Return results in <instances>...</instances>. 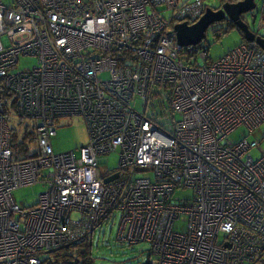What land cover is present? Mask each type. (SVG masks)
I'll use <instances>...</instances> for the list:
<instances>
[{
    "label": "built area",
    "instance_id": "1",
    "mask_svg": "<svg viewBox=\"0 0 264 264\" xmlns=\"http://www.w3.org/2000/svg\"><path fill=\"white\" fill-rule=\"evenodd\" d=\"M210 1L0 0V264H43L117 213L118 240L150 243L144 264L261 258L264 151L254 159L260 143L229 134L264 123V50L242 42L211 59L204 40L180 48L174 26L197 22ZM27 55L37 62L12 70ZM150 101L166 115L148 114ZM14 115L18 139H35L23 157ZM73 117L87 143L55 153L57 122ZM115 150L135 175L104 183ZM39 182L38 202L19 206L13 190ZM178 188L191 196L174 197Z\"/></svg>",
    "mask_w": 264,
    "mask_h": 264
},
{
    "label": "rangeland",
    "instance_id": "2",
    "mask_svg": "<svg viewBox=\"0 0 264 264\" xmlns=\"http://www.w3.org/2000/svg\"><path fill=\"white\" fill-rule=\"evenodd\" d=\"M7 4L11 0H4ZM260 3V0H255ZM212 7L218 6L217 0H212L209 3ZM258 8V7H257ZM257 8L251 12L243 15L244 18H248L252 28V17L256 16L254 23V31L264 36V21L261 22L259 28L257 25L260 23V16ZM253 15V16H252ZM225 21L216 22L209 26L205 32L204 43L209 44L208 56L211 59H216L223 56L228 50L234 48L241 41V33L237 30L235 24L232 28L227 29ZM37 62V58L33 56H20L19 61L14 65L12 70H26L30 69ZM199 62V60H198ZM107 73H102V77H107ZM158 99L154 98L153 102H157ZM144 101L136 99L134 109L140 113H144L143 107ZM168 101H166V106ZM147 111L148 114L160 115L157 108L152 107L151 101L149 103ZM177 116H175L176 118ZM18 117L15 115L9 120V125L20 135L18 130L21 128V124H18ZM166 123V120H163ZM19 131V132H18ZM26 134V133H25ZM26 143L28 147H34L33 135L30 133L26 134ZM249 141H257L260 143V147L253 148L250 153L254 159L258 158L264 151V123L259 125L253 131H249L244 125L237 127L234 131L229 134V139L234 142H239L243 139ZM88 140V133L84 121L79 117H73L71 119H61L57 122L56 135L51 139L52 146L55 153H64L74 151L78 155L79 147L86 144ZM18 149V148H17ZM16 149V150H17ZM26 153L20 151L17 156L23 157ZM104 158H107V163L101 166L102 170L105 171H120V178L130 179L135 175V171L131 168L127 171L121 170L118 167L119 150L111 151L106 153ZM47 190V185L43 182H39L32 185H26L17 187L13 190V198L15 202L21 207H31L38 202L39 195ZM191 191L188 189H177L174 192V197H190ZM78 214L73 213L72 218H77ZM120 215L117 213L115 221L98 227L95 230L96 245L94 246L95 264H144L149 258L150 254V243L139 242L136 244L129 245L127 241L117 239V233L119 228ZM184 226L183 222H179V230ZM254 264H264V253L261 255L259 260H256Z\"/></svg>",
    "mask_w": 264,
    "mask_h": 264
},
{
    "label": "water",
    "instance_id": "3",
    "mask_svg": "<svg viewBox=\"0 0 264 264\" xmlns=\"http://www.w3.org/2000/svg\"><path fill=\"white\" fill-rule=\"evenodd\" d=\"M257 7L255 0H239L236 2H225L220 9L207 8L200 19L192 25L178 23L174 26L177 44L180 48L198 45L205 39V32L210 25L229 19L235 24L237 30L248 42L257 43L264 50V38L256 35L249 25L243 21L242 16L251 12ZM118 172L103 178L104 183H108L118 178Z\"/></svg>",
    "mask_w": 264,
    "mask_h": 264
},
{
    "label": "trees",
    "instance_id": "4",
    "mask_svg": "<svg viewBox=\"0 0 264 264\" xmlns=\"http://www.w3.org/2000/svg\"><path fill=\"white\" fill-rule=\"evenodd\" d=\"M222 3L224 2H236L239 0H221ZM224 1V2H223ZM256 2V1H255ZM257 4V10L259 12L260 16V23L257 25V29L259 28L260 24L262 21H264V0H260V3L256 2ZM212 7V6H211ZM213 8V7H212ZM253 16V15H252ZM256 16H253L252 18V28H251V23H249L248 18H242L244 22H246L249 25V28L256 34L260 35L257 32L254 31V23H255V18ZM226 24L227 29L232 28L231 26H234L232 22H227ZM241 35V41L242 42H247L244 38L243 35ZM264 38L263 35H260ZM239 43V44H240ZM238 45V44H237ZM210 45L207 44V49L209 50ZM185 51V48L183 49ZM160 115H155L157 118H161L164 113H161ZM166 115V114H164ZM29 133V132H27ZM31 136L33 135L30 133ZM27 135H23L22 138L18 139V135L16 132L12 135V146L13 148L17 151H23L26 153L28 150V144L26 143V137ZM32 140L34 139V136L32 137ZM34 142V141H33ZM115 219L113 217L108 216L107 218L103 219V221L100 222L99 227H101L104 224H107L109 222H114ZM96 230V229H95ZM95 231L88 233L85 237L84 240H81L79 242H70V243H65L62 244L56 248L49 249L48 251L45 252L43 256V264H95V254H94V246L96 245V238H95ZM125 242V241H124ZM131 245L130 243H128Z\"/></svg>",
    "mask_w": 264,
    "mask_h": 264
},
{
    "label": "flooded vegetation",
    "instance_id": "5",
    "mask_svg": "<svg viewBox=\"0 0 264 264\" xmlns=\"http://www.w3.org/2000/svg\"><path fill=\"white\" fill-rule=\"evenodd\" d=\"M212 1V0H211ZM224 2V1H223ZM229 2V1H228ZM217 3H218V6H215V8L213 7V9H220L221 8V6L225 3H222V1L221 0H217ZM242 18H243V16H242ZM223 21H225V22H231L229 19H224ZM244 21V20H243ZM117 171H105V170H102L101 171V175H103V176H105V175H111V174H113V173H116Z\"/></svg>",
    "mask_w": 264,
    "mask_h": 264
},
{
    "label": "clouds",
    "instance_id": "6",
    "mask_svg": "<svg viewBox=\"0 0 264 264\" xmlns=\"http://www.w3.org/2000/svg\"><path fill=\"white\" fill-rule=\"evenodd\" d=\"M247 41V40H246ZM248 42V41H247Z\"/></svg>",
    "mask_w": 264,
    "mask_h": 264
}]
</instances>
